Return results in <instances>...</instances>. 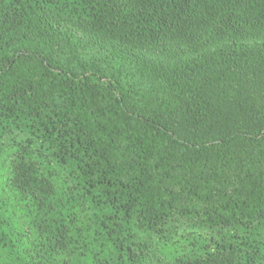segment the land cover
Here are the masks:
<instances>
[{"label": "trees", "instance_id": "obj_1", "mask_svg": "<svg viewBox=\"0 0 264 264\" xmlns=\"http://www.w3.org/2000/svg\"><path fill=\"white\" fill-rule=\"evenodd\" d=\"M0 264H264V0H0Z\"/></svg>", "mask_w": 264, "mask_h": 264}]
</instances>
